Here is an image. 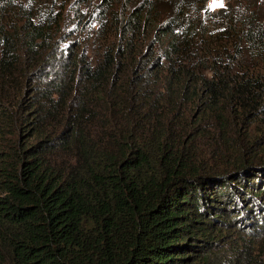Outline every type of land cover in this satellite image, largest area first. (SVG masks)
<instances>
[{
    "label": "trees",
    "instance_id": "1",
    "mask_svg": "<svg viewBox=\"0 0 264 264\" xmlns=\"http://www.w3.org/2000/svg\"><path fill=\"white\" fill-rule=\"evenodd\" d=\"M0 0V264H264V0Z\"/></svg>",
    "mask_w": 264,
    "mask_h": 264
},
{
    "label": "rangeland",
    "instance_id": "2",
    "mask_svg": "<svg viewBox=\"0 0 264 264\" xmlns=\"http://www.w3.org/2000/svg\"><path fill=\"white\" fill-rule=\"evenodd\" d=\"M212 8L222 7L224 5V0H213L209 4Z\"/></svg>",
    "mask_w": 264,
    "mask_h": 264
}]
</instances>
